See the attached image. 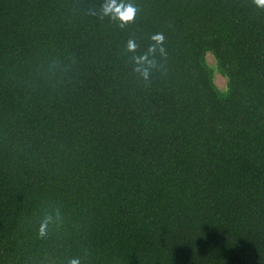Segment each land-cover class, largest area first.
<instances>
[{
    "label": "trees",
    "instance_id": "1",
    "mask_svg": "<svg viewBox=\"0 0 264 264\" xmlns=\"http://www.w3.org/2000/svg\"><path fill=\"white\" fill-rule=\"evenodd\" d=\"M104 2L0 0V264H264V8Z\"/></svg>",
    "mask_w": 264,
    "mask_h": 264
},
{
    "label": "clouds",
    "instance_id": "2",
    "mask_svg": "<svg viewBox=\"0 0 264 264\" xmlns=\"http://www.w3.org/2000/svg\"><path fill=\"white\" fill-rule=\"evenodd\" d=\"M255 5L259 8H264V0H253ZM137 14V9L132 4H126L123 0H105L104 4L101 6L99 15L101 18L109 17L111 19L117 20L119 26L123 28L127 24L134 22ZM152 44L148 47L147 51L133 56L134 68L133 71L145 81L149 80L151 71L157 67V60L155 59L157 53L161 57L165 55L164 45V35L163 33H156L151 36ZM137 43L135 40H129L127 42V51L131 53H136ZM56 218L59 219V214L57 213ZM53 223V217L48 215L41 221L39 228V235L46 236L48 226ZM68 264H81L80 258H71Z\"/></svg>",
    "mask_w": 264,
    "mask_h": 264
},
{
    "label": "rangeland",
    "instance_id": "3",
    "mask_svg": "<svg viewBox=\"0 0 264 264\" xmlns=\"http://www.w3.org/2000/svg\"><path fill=\"white\" fill-rule=\"evenodd\" d=\"M212 61V60H210ZM211 65L214 66L215 62H211ZM226 79L223 78L221 75H219V73H216L215 75V82L216 84L219 86L220 89L225 90L226 89Z\"/></svg>",
    "mask_w": 264,
    "mask_h": 264
}]
</instances>
